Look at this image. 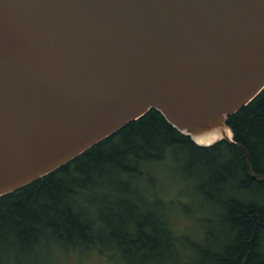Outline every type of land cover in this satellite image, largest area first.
Here are the masks:
<instances>
[{"label":"water","instance_id":"95a60500","mask_svg":"<svg viewBox=\"0 0 264 264\" xmlns=\"http://www.w3.org/2000/svg\"><path fill=\"white\" fill-rule=\"evenodd\" d=\"M264 89V0H0V197L154 109L198 146Z\"/></svg>","mask_w":264,"mask_h":264},{"label":"trees","instance_id":"16d2710c","mask_svg":"<svg viewBox=\"0 0 264 264\" xmlns=\"http://www.w3.org/2000/svg\"><path fill=\"white\" fill-rule=\"evenodd\" d=\"M227 126L233 143L201 147L152 109L0 197V264H62L60 252L76 264L89 252L114 262L112 251L125 264H264V89ZM172 202L204 214L201 245L181 237L183 217H166ZM183 244L195 252L189 262Z\"/></svg>","mask_w":264,"mask_h":264},{"label":"rangeland","instance_id":"374dc122","mask_svg":"<svg viewBox=\"0 0 264 264\" xmlns=\"http://www.w3.org/2000/svg\"><path fill=\"white\" fill-rule=\"evenodd\" d=\"M165 188L167 189V191L170 190V192L172 193L171 195L173 196V199L171 200H177V198L180 196L178 192V188H173L172 183H168L167 185H165ZM168 201L165 200L164 202H168ZM190 204L193 207H196L197 205V203L194 201H192ZM163 212L166 215V217H168L169 219L171 217H176V218L183 217L179 221L181 222V226H182L181 228L182 238L192 239L194 240V243L198 245H201L203 243V239L202 238L200 239L202 225L200 222L197 221V219L204 216V214L199 213L194 215V213L190 211V213H192L193 215H183L180 212L179 204L177 202L167 203V206H165ZM178 227L180 226L178 225ZM179 248L181 251L182 258H185L188 262L191 261V259L195 258L196 256L195 252H193V250L191 251L186 245L183 244V246L182 247L179 246ZM66 254L67 253H62V252L59 253V255L62 257L63 260L61 261V263L76 264L74 263L76 262L75 258L74 257L72 258V256ZM110 256H112L115 259L114 262H111V260H109L107 257L99 255L97 252H89L87 257L83 258V260L78 261V263L80 262V264H125L122 259L124 258L122 254L112 251V254Z\"/></svg>","mask_w":264,"mask_h":264}]
</instances>
